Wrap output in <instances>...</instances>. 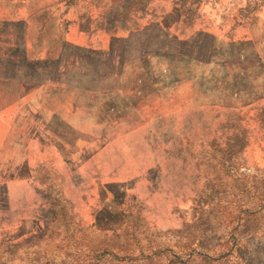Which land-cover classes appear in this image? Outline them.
<instances>
[{
    "label": "rangeland",
    "instance_id": "rangeland-1",
    "mask_svg": "<svg viewBox=\"0 0 264 264\" xmlns=\"http://www.w3.org/2000/svg\"><path fill=\"white\" fill-rule=\"evenodd\" d=\"M179 4L0 0L5 264H264V0H201L176 40L146 27ZM125 190L140 216L98 225Z\"/></svg>",
    "mask_w": 264,
    "mask_h": 264
},
{
    "label": "trees",
    "instance_id": "trees-1",
    "mask_svg": "<svg viewBox=\"0 0 264 264\" xmlns=\"http://www.w3.org/2000/svg\"><path fill=\"white\" fill-rule=\"evenodd\" d=\"M181 1V5L180 6H173L172 9L166 13V14H161L160 19L161 20H157V13H153L150 12V20L149 23L146 25V27H152L155 29L154 31L157 32V34H162L160 36H162V38H168L169 36L170 38H172L173 40L177 39V34H175V32L173 31L172 33L170 32V28L172 27L173 24V30H176L177 28H179V26L181 27V31L184 30L186 27L191 26V23L193 21V17H199L200 15H203L201 12L197 11L198 10V6L197 4L201 1V0H188L189 1V5L188 6H183L184 0H180ZM193 4L195 6H193ZM193 6V7H191ZM141 13H144V9L141 8L140 9ZM112 16H110V22L109 23H115L118 22V20L115 19V16L113 14H110ZM124 19V18H123ZM124 21V20H123ZM162 22V23H160ZM65 26L67 25V21L64 22ZM119 27V26H118ZM145 28V27H144ZM157 35V36H158ZM130 35H128L125 38H129ZM159 37V36H158ZM125 40V39H124ZM151 42H146L145 45L141 46L139 49V55H143V54H148V52H151L152 50H159V47L161 46H155L156 44H153V46H150L152 44H150ZM213 44V42H212ZM112 46V44H111ZM155 47V48H153ZM157 47V48H156ZM112 49V48H111ZM110 49V51H111ZM125 53V51H124ZM122 56V52L120 54ZM198 59V58H197ZM261 112L264 113V106L261 108ZM123 184L125 185L126 188H130V186L132 185L131 182H123ZM107 186H110V183H106ZM102 193V199H104V193ZM112 196L111 199L109 200L110 205H107V207H102L101 209H98L97 214H95L96 216V222L98 225L99 222L101 221V212H104V208H106L107 210L111 211V213H115V208H111V207H115L116 204L122 205V204H128L129 207L132 208L133 214L136 217H139V208L137 203L133 200V196L131 197L126 190L125 191H120V192H111ZM118 193V194H117ZM205 194L204 193H199V195L195 196V198L193 199L196 203L194 205V208H197V204L198 202H202V198H204ZM115 201H119L118 203H115ZM105 202V201H103ZM106 203V202H105ZM106 205V204H105ZM111 206V207H109ZM128 207V208H129ZM120 211V210H119ZM130 212V211H129ZM131 213V212H130ZM103 219L106 220L105 216H103ZM48 220L44 221L43 224V229L44 227L48 226ZM95 225V224H94ZM99 228H102L100 226H96ZM3 237L2 239L4 241H13L14 239H17L21 234L23 233H18V234H14L13 236H9L8 237H4L7 236L6 231L3 232ZM20 242V240H19ZM202 247V244H201ZM4 252L6 251H1L0 253V264H5V259L3 260L2 256L4 254ZM214 256V257H212ZM174 257V256H172ZM231 257V258H230ZM177 258V257H175ZM154 259L153 256L151 254H148L143 262H141L140 264H155L152 263L151 260ZM231 259L232 261H236L239 259L241 261V263H245L247 262V257H246V253L242 252L241 249H237V250H232V249H228L227 252L224 253H219L217 255H209V254H204L202 255V257L199 259L197 264H231ZM134 259L130 258L129 256H126L124 258H122L119 262H117L116 264H135L136 262L133 261ZM136 260V259H135ZM194 259H188L187 263L185 264H193ZM99 261L97 260V262L95 264H98ZM101 264H113L111 261L109 262H101ZM169 264H178V261L174 258H172L171 260H169Z\"/></svg>",
    "mask_w": 264,
    "mask_h": 264
}]
</instances>
